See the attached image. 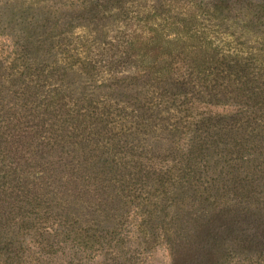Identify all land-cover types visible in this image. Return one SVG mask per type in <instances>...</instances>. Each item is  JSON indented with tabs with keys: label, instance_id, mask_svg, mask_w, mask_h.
Masks as SVG:
<instances>
[{
	"label": "rangeland",
	"instance_id": "374dc122",
	"mask_svg": "<svg viewBox=\"0 0 264 264\" xmlns=\"http://www.w3.org/2000/svg\"><path fill=\"white\" fill-rule=\"evenodd\" d=\"M56 1L0 0V264H264V0H178L147 66L78 47L143 6Z\"/></svg>",
	"mask_w": 264,
	"mask_h": 264
},
{
	"label": "trees",
	"instance_id": "16d2710c",
	"mask_svg": "<svg viewBox=\"0 0 264 264\" xmlns=\"http://www.w3.org/2000/svg\"><path fill=\"white\" fill-rule=\"evenodd\" d=\"M144 0H132L133 8H136L134 13L137 15L141 12L143 14V10L138 9L137 7L143 6V9H146L144 18H142L141 22L134 23H127V19L135 18L134 15H126L124 12L120 13V15H115V19H120L123 15L121 29L116 30L118 34H116L113 38L114 44V52L111 53L110 51L113 48H107L105 46V50H101L100 52L97 50L99 46L98 38L89 31L85 34L88 36L85 42H79L78 47L81 51H83L87 56L92 58V55L99 53L98 55H103V53H108L111 56L118 55V57H131L135 58L143 65L147 66V63L155 56H158L159 53L164 52L165 48L169 46L172 40L179 38V28L177 27V18L169 21V12L172 8H177L178 0H150L152 2L149 5V9L146 8V5H143ZM192 1V0H190ZM200 3V2H199ZM70 8L74 9L78 12V15L75 17L78 18L79 21L83 15L81 14L82 11L88 12L90 10H94L92 12L93 15V26L91 29L99 28V26L105 21L104 14L102 13L103 3L99 0H57L55 4V8ZM154 7L152 10H150ZM83 13V14H84ZM194 15L195 12H193ZM174 16V15H173ZM137 18V17H136ZM149 22V23H148ZM148 25V26H147ZM80 24L77 22L75 25H70L69 28H78ZM82 27V26H80ZM114 31V29H112ZM84 34V36H85ZM172 35V36H171ZM107 42L103 44L106 45ZM75 46H73L74 48ZM85 49V50H84ZM103 49V48H101ZM142 67V66H141ZM145 69V68H142ZM145 74H149V71L144 72ZM143 74V76L145 75ZM91 240V245L93 249H96L100 246V241L95 236H89Z\"/></svg>",
	"mask_w": 264,
	"mask_h": 264
}]
</instances>
